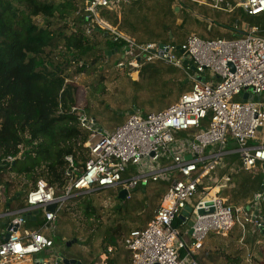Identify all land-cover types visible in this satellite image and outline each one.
Segmentation results:
<instances>
[{"label":"trees","instance_id":"1","mask_svg":"<svg viewBox=\"0 0 264 264\" xmlns=\"http://www.w3.org/2000/svg\"><path fill=\"white\" fill-rule=\"evenodd\" d=\"M87 1L0 0V211L24 206L38 181L61 190L77 178L89 158L86 144L92 132H112L132 110L144 115L163 111L191 88L185 68L159 61L142 64L137 81H131L126 69L117 67L124 42L114 40L84 11ZM174 7L175 0H133L120 6L119 18L118 12H100L114 14L117 30L137 44L180 45L193 32L204 40L240 37L230 22L207 30L206 20L185 14L191 9L212 19L219 15L216 11L187 1L177 14ZM230 14L243 15L240 9ZM259 16H253L254 25ZM80 117L93 125L82 126ZM8 157L13 164L5 161ZM231 163L239 165V158L227 157L225 168L218 171L231 177L221 196L228 205L246 207L261 182L249 171L231 173ZM168 187L169 181L150 182L124 201L117 198L116 189L66 201L54 226L55 247L71 249L68 257L82 264H94L98 257L106 264H130L125 239L145 229ZM258 216L264 222V203ZM179 223L176 219L174 226ZM192 257L198 264H264V228L246 225L242 235L234 226L225 236L208 234Z\"/></svg>","mask_w":264,"mask_h":264},{"label":"built area","instance_id":"2","mask_svg":"<svg viewBox=\"0 0 264 264\" xmlns=\"http://www.w3.org/2000/svg\"><path fill=\"white\" fill-rule=\"evenodd\" d=\"M184 1L218 12L240 9L250 17L264 15V0H175V6L180 8ZM129 3L88 0L84 11L108 30L100 25L98 10L119 12L122 4ZM109 32L114 40L124 42L117 67L128 69L132 81H137L142 64L159 61L185 68L191 88L163 111L144 115L133 110L112 132H92L86 144L89 158L77 178H71L61 190L38 181L27 193L24 206L1 210L0 264H74L67 260H78L64 255L52 238L66 201L107 189L125 190L129 199L136 189L157 181H169V187L145 229L134 230L125 239L130 264H198L192 255L208 234L225 236L234 226L242 235L246 225L264 228L258 216L264 203V176L260 190L246 207H234L221 196L231 177L218 173L225 168V159L233 155L239 158V165L231 163V173L238 169L251 172L257 163L261 168L264 165L262 25L239 28L236 21L232 32H239V38L204 40L191 33L184 43L170 42L162 49L156 43L137 44L117 28ZM185 60L188 66L183 65ZM80 122L85 126L84 117ZM91 125L93 122L86 127ZM185 132L190 133L180 137ZM66 160L72 167L71 159ZM5 161L14 160L8 157ZM48 205H54V211H45ZM187 206L191 209L188 217L178 220ZM34 211L38 214L33 215ZM28 213L33 219L25 218ZM176 219L180 223L174 226ZM239 243L245 247L242 239ZM94 264L106 263L101 259Z\"/></svg>","mask_w":264,"mask_h":264},{"label":"rangeland","instance_id":"3","mask_svg":"<svg viewBox=\"0 0 264 264\" xmlns=\"http://www.w3.org/2000/svg\"><path fill=\"white\" fill-rule=\"evenodd\" d=\"M131 1H133V0H130V2ZM231 3H234V1H231ZM179 10H180V8H179ZM214 11V10H213ZM179 12V11H178ZM216 12H218V11H216ZM103 13V11L102 12H100V10H98V12H97V14H98V19L100 20V21H102L103 23H101L100 25L102 26V27H107L108 28V31H109V29H115L116 28V25H114L113 23H112V21H113V17L115 16L114 14H112L111 12H109L108 11V13L107 14H102ZM106 13V12H105ZM219 13V15H217L216 17L214 16V17H211L212 19H207V18H205V17H200V16H198L196 13H194V11H192L191 9H188L186 12H185V14H186V16L188 17V18H194V17H196V18H199L200 20H206V22H207V24H208V26H207V30H209V28H210V26H213V27H216V26H219L221 23H226V24H228L229 22V27H231L230 29H232L233 27H234V24L236 23V21H238V27L239 28H242V26L244 25V24H242V23H245V24H247V25H254L253 24V20H254V18L253 17H250V16H247V15H245V14H243L242 16H244L245 17V20L243 19V17L241 16V15H234V14H230V13H224V12H218ZM117 15V18H119L118 16L120 15L119 14V12L116 14ZM113 16V17H112ZM213 18H215V19H213ZM259 18H261L258 22H257V24H255V25H258V24H260V25H262V24H264V15L263 14H261L260 16H259ZM94 19V18H93ZM246 19H248V20H246ZM242 20H244V21H242ZM249 21H251V22H249ZM95 22V21H94ZM212 22H214V23H212ZM212 24V25H211ZM197 26L199 27V24H197ZM194 34H195V32H193ZM165 65V64H164ZM166 66H168V65H166ZM126 71H129L128 69H126ZM130 74L132 73L131 71L129 72ZM127 74V73H126ZM127 77H128V75H127ZM129 78V77H128ZM133 77H132V75H131V79H132ZM130 79V78H129ZM130 79V80H131ZM132 81V80H131ZM83 97H84V91H82V90H80V92H79V104L81 105L82 104V102H83ZM133 111V110H132ZM190 132H185V133H180L179 135H180V137H183V136H185V135H187V134H189ZM250 174V176L253 178V179H255L256 180V182L257 183H259V182H261L262 181V178H263V176H264V172L262 171V168H261V165L259 164V163H257L256 164V167L249 173ZM251 178V179H252ZM258 188H259V186H258ZM260 189V188H259ZM114 190V189H113ZM139 203V202H138ZM106 205H107V203H105ZM140 205L141 206H143V203L140 201ZM139 219V221H141V218L139 217L138 218ZM27 228L28 229H35L36 228V225H27ZM63 247V246H62ZM64 255H66V256H69V255H72V250L71 249H68V248H65V249H62V251H61ZM249 255V254H248ZM248 255H247V258H248ZM102 258H100V257H98L97 259H96V262H99L100 260H101ZM103 260V259H102Z\"/></svg>","mask_w":264,"mask_h":264},{"label":"water","instance_id":"4","mask_svg":"<svg viewBox=\"0 0 264 264\" xmlns=\"http://www.w3.org/2000/svg\"><path fill=\"white\" fill-rule=\"evenodd\" d=\"M178 11H179V7H178V6H175V7H174V13L177 14ZM159 48L162 49V48H163V44H160V45H159ZM106 54H107V55H111V54H113V52H107ZM183 65H184V66H188V62H187V60L183 61ZM190 69L193 70L192 67H190ZM243 99H246V95L243 96ZM248 100H252V96H249V97H248ZM130 113H131V112H130ZM130 113H129V114H130ZM258 131H260V129H259ZM13 163H14V161L12 162V164H13ZM1 168H2V166H0V170H1ZM262 171L264 172V165H262ZM18 197H19V194H16V196L13 198V200H15V199L18 198ZM126 197H127V193H126L125 190H120V191L118 192L117 198H118L120 201H124V200H126ZM54 208H55L54 205H48V206L45 207V211H50V212H52V211H54ZM190 212H191L190 207H188V206L185 207V209H184L183 211H181L180 215L178 216V220H180V221H184L185 218L188 217V214H189ZM37 214H38V211H34V212H33V215H37ZM25 218H26L27 220H31V219H33V218L31 217V214H30V213L26 214V215H25ZM189 233H190V232H189ZM7 237H8V234L6 235V238H7ZM72 243H75V241L67 243V246H70ZM67 261H69L70 263H74V264H81L80 262L75 261V260H67Z\"/></svg>","mask_w":264,"mask_h":264}]
</instances>
